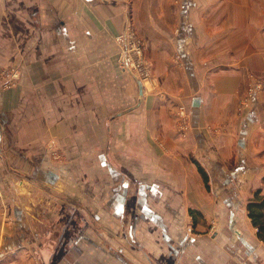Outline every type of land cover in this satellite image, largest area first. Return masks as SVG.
<instances>
[{
    "label": "crops",
    "instance_id": "crops-1",
    "mask_svg": "<svg viewBox=\"0 0 264 264\" xmlns=\"http://www.w3.org/2000/svg\"><path fill=\"white\" fill-rule=\"evenodd\" d=\"M128 19L156 83L142 96L116 63ZM16 65L0 264H264L246 209L264 197V88L237 114L264 76V0H0V69Z\"/></svg>",
    "mask_w": 264,
    "mask_h": 264
},
{
    "label": "built area",
    "instance_id": "built-area-1",
    "mask_svg": "<svg viewBox=\"0 0 264 264\" xmlns=\"http://www.w3.org/2000/svg\"><path fill=\"white\" fill-rule=\"evenodd\" d=\"M114 41L118 46L116 58L118 67L139 81L143 91L147 90L148 84L151 83L153 77L151 75L149 63L143 54L142 42L137 38L129 19L125 23L123 30L114 37ZM19 78L20 70L18 67L11 66L0 69L1 88L7 89L14 87ZM177 115L180 117V120H182L180 127L182 126L183 129H186V114L184 111H178Z\"/></svg>",
    "mask_w": 264,
    "mask_h": 264
},
{
    "label": "rangeland",
    "instance_id": "rangeland-1",
    "mask_svg": "<svg viewBox=\"0 0 264 264\" xmlns=\"http://www.w3.org/2000/svg\"><path fill=\"white\" fill-rule=\"evenodd\" d=\"M129 21H130V23H131V25H132V27L134 29V32L136 33L132 20L129 19ZM136 35H137V38L142 42L143 54H144L147 62L149 63L150 70H151V75H152V66H151V63H150L149 59L146 56V53H145L144 41H143V39L141 37L138 36L137 33H136ZM117 53H118V51H117ZM9 67H11V66H9ZM15 67H18L19 70H20V67L19 66L16 65ZM20 75H21V71H20ZM130 76L133 78L132 75H130ZM152 77H153V75H152ZM247 77H248V83H247V85L245 87L244 94H243V96L238 101V106H237V114L238 115H241L243 113V111L245 110V108H247V107H249L251 105L253 96L256 95V94H258V93H260L263 90V88H264V76L258 77V76H256L253 73H249L247 75ZM133 79H135V78H133ZM257 85H259V86H257ZM155 88H156V83L152 79L151 83L148 84V89L145 90V91H143L142 95L145 94V93H147V92L153 91ZM178 111H184V113L186 114L185 108L183 106H180L178 108ZM186 119H187V128H189V119H188L187 116H186ZM180 121L182 123V120H180ZM184 131H186V130L183 129L182 126H181L180 127V132H183L184 133ZM37 264H39V263H37Z\"/></svg>",
    "mask_w": 264,
    "mask_h": 264
},
{
    "label": "trees",
    "instance_id": "trees-1",
    "mask_svg": "<svg viewBox=\"0 0 264 264\" xmlns=\"http://www.w3.org/2000/svg\"><path fill=\"white\" fill-rule=\"evenodd\" d=\"M204 183L207 185V175L202 168L198 167ZM258 191L255 193L254 198L246 206L247 215L250 218L251 224L257 229V236L263 239L264 233V197H258Z\"/></svg>",
    "mask_w": 264,
    "mask_h": 264
},
{
    "label": "water",
    "instance_id": "water-1",
    "mask_svg": "<svg viewBox=\"0 0 264 264\" xmlns=\"http://www.w3.org/2000/svg\"><path fill=\"white\" fill-rule=\"evenodd\" d=\"M139 91H140V94L142 95V85L140 82H139Z\"/></svg>",
    "mask_w": 264,
    "mask_h": 264
},
{
    "label": "bare ground",
    "instance_id": "bare-ground-1",
    "mask_svg": "<svg viewBox=\"0 0 264 264\" xmlns=\"http://www.w3.org/2000/svg\"><path fill=\"white\" fill-rule=\"evenodd\" d=\"M143 91V90H142Z\"/></svg>",
    "mask_w": 264,
    "mask_h": 264
}]
</instances>
